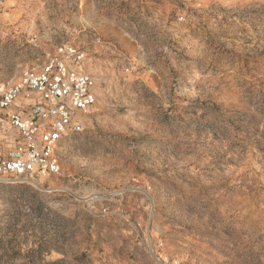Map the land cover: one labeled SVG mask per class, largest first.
<instances>
[{
	"label": "rangeland",
	"instance_id": "1",
	"mask_svg": "<svg viewBox=\"0 0 264 264\" xmlns=\"http://www.w3.org/2000/svg\"><path fill=\"white\" fill-rule=\"evenodd\" d=\"M61 44L99 97L0 182V264H264V0H0V83Z\"/></svg>",
	"mask_w": 264,
	"mask_h": 264
},
{
	"label": "built area",
	"instance_id": "2",
	"mask_svg": "<svg viewBox=\"0 0 264 264\" xmlns=\"http://www.w3.org/2000/svg\"><path fill=\"white\" fill-rule=\"evenodd\" d=\"M84 50L61 44L39 68L0 83V182H29L61 172L59 146L84 128V114L99 97L98 83L84 67ZM34 104L18 105L22 97Z\"/></svg>",
	"mask_w": 264,
	"mask_h": 264
},
{
	"label": "bare ground",
	"instance_id": "3",
	"mask_svg": "<svg viewBox=\"0 0 264 264\" xmlns=\"http://www.w3.org/2000/svg\"><path fill=\"white\" fill-rule=\"evenodd\" d=\"M159 261V260H158Z\"/></svg>",
	"mask_w": 264,
	"mask_h": 264
}]
</instances>
